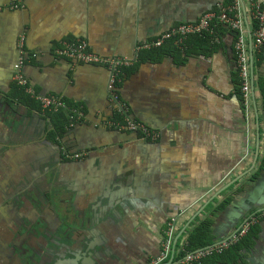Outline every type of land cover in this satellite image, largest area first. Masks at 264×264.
<instances>
[{
	"label": "crops",
	"instance_id": "obj_1",
	"mask_svg": "<svg viewBox=\"0 0 264 264\" xmlns=\"http://www.w3.org/2000/svg\"><path fill=\"white\" fill-rule=\"evenodd\" d=\"M224 1L0 0V194L30 184L31 171L46 189L62 191L52 205L38 209L41 232L57 233L67 210L69 245L84 249L91 243L101 254L90 264H147L160 254L163 230L172 219L175 252L207 218L214 244L235 235L252 213L264 210V169L252 179L264 157V56L251 32L246 36L252 83L248 113L237 97L234 31L216 32L220 45L210 54L190 45L181 48L180 58L139 62L141 52L159 48L147 43L198 21ZM243 3L249 23L252 5L264 8V0ZM22 38L23 75L34 92L29 94L77 106V118L60 145L43 132L50 124L45 113L14 98ZM81 42L106 62L119 58L130 62L125 68L137 65L124 75L119 92L132 119L159 134L156 141L109 125L117 111L109 66L59 53ZM64 148L83 156L65 161ZM226 198L230 204L216 212ZM15 226L0 222V264L12 257L8 245ZM249 235L248 247L230 264H264V220ZM73 254L67 249L58 264H73Z\"/></svg>",
	"mask_w": 264,
	"mask_h": 264
},
{
	"label": "built area",
	"instance_id": "obj_2",
	"mask_svg": "<svg viewBox=\"0 0 264 264\" xmlns=\"http://www.w3.org/2000/svg\"><path fill=\"white\" fill-rule=\"evenodd\" d=\"M250 23L246 18V12L244 8L243 0H233L232 4L229 6L220 4L217 10L206 13L202 18L194 23L180 24L172 28L167 33L161 35L156 41L147 43L145 47H161L166 41L177 37L176 45L180 48L183 47L184 41L191 35L202 34L204 32H210L215 35V40L219 41L216 37L217 34L213 28L214 23L224 24L229 27L231 31L236 33V56H237V66L240 71V78L242 80L241 90L244 95L245 107L248 113V109L251 107L252 100V83H251V66H250V56L247 49V38L249 31L253 37L254 44L259 51H264V8L258 3L252 5ZM250 24V29H249ZM24 38H22L20 43V56L16 62L14 79L18 85L21 87H26L28 93H34L29 85V81L23 75V68L25 65L24 56ZM61 55L76 59L83 63H106L109 66L111 76L109 81V89L111 92L112 100L116 105V110L119 114L124 116V121H111L110 126L117 129L128 130L131 132L138 133L144 138L152 139L156 141L159 134L156 131L150 129L146 124L137 122L129 115V106L121 98L118 92V86L123 80V69L130 65V62L126 59L114 58L108 62L100 58L96 54L89 50L86 42L81 43H71L66 45L64 49L59 52ZM35 98L39 100L44 109H59L65 108L64 102L57 97H42L36 95ZM64 155L69 160L81 159L82 153H70L64 150ZM264 217V212L259 215L253 216L246 220L244 225L238 231L237 234L233 235L231 238L211 245L209 247L199 249L194 252H189L181 260H176L174 251V237L177 231L176 219H172L165 231L164 240L162 242V250L160 254L149 261L147 264H195L201 263L207 257L213 256L215 254H220L230 248L232 245L236 244L243 236H245L250 228Z\"/></svg>",
	"mask_w": 264,
	"mask_h": 264
},
{
	"label": "trees",
	"instance_id": "obj_3",
	"mask_svg": "<svg viewBox=\"0 0 264 264\" xmlns=\"http://www.w3.org/2000/svg\"><path fill=\"white\" fill-rule=\"evenodd\" d=\"M233 0H225L223 2V5L229 6L231 5ZM217 10V8L215 9ZM213 28L215 32H219L221 36H223L225 33H231V30L229 27L225 26L224 24L214 23ZM218 35V34H217ZM215 35L210 32H204L202 34H194L189 36L183 43V46H190V45H201L204 49H206V54H210V50H216L217 46L220 45L219 43H216ZM177 37L172 38L168 41H166L161 47L154 48L151 50H145L141 52L139 57V62L144 61H159L162 58L166 56H173L176 58H180L182 56L181 52L182 49L176 45ZM259 55L264 56V51H260ZM237 58V57H236ZM137 65L125 68L124 69V75L129 76L136 70ZM122 84V83H121ZM121 84L118 86V92L119 88L121 87ZM235 84L237 89V97H239V100L243 102L244 95L241 90L242 86V80L240 78V71L239 68H237V72L235 73ZM16 87L14 89V98L18 99L19 103L25 104L27 107H29L32 110L40 111L45 113V116L47 119H50V126L53 127V129L49 132V138L52 141H56L57 144L60 145V141L62 138L65 137L67 130L72 125V123L77 118L78 111H74L73 109H77V106L73 105H67L66 108H59V109H44L42 107V104L39 100L32 97L31 94H29L26 91V87H21L16 82ZM30 85V83H29ZM120 93V92H119ZM263 96H264V87H263ZM245 107V106H244ZM131 116V114L129 113ZM113 121H124V116L122 114H119L116 111V114L113 117ZM139 136H142L139 134ZM68 152L69 150L66 149ZM264 169V157L262 159L261 165L259 167V171L255 172L252 176V179H257V177L260 175L262 170ZM231 202V198H226L217 208L216 212L222 211L224 208H226ZM212 219L207 218L203 220L199 225H197L190 233L186 240L185 245L180 248V245L177 244L179 247V250L175 252L176 260H181L185 257V255L189 252H194L199 249H203L206 247H209L213 245L214 242V235L212 234ZM254 228V227H253ZM252 228V229H253ZM251 232V231H250ZM249 235V234H248ZM245 237L241 241L237 242L236 244L232 245L230 248L225 250L224 252L220 254H215L213 256L208 257V259H204L201 263H195V264H204L206 262H214L215 264H230L235 263L239 260L241 257V250L243 248L248 247V240L246 241ZM250 238V235H249ZM177 248V247H176Z\"/></svg>",
	"mask_w": 264,
	"mask_h": 264
},
{
	"label": "water",
	"instance_id": "obj_4",
	"mask_svg": "<svg viewBox=\"0 0 264 264\" xmlns=\"http://www.w3.org/2000/svg\"><path fill=\"white\" fill-rule=\"evenodd\" d=\"M254 87V85H253ZM51 121L50 119H48ZM256 164V163H255ZM253 165V168L255 166ZM52 169L50 166L46 167L45 177L50 174ZM246 174L237 177L234 179L231 184L227 185L224 190L230 188L235 183L245 177ZM246 182H243L241 186ZM239 186L240 188H243ZM52 189H55L54 187ZM62 195L60 190H52L50 192L49 198L54 202L57 198ZM68 215V212H67ZM87 223L90 224L89 217L86 219ZM40 224L38 228L32 230V226L28 231H31V235H27L25 239L21 238V233L18 231L15 232V239L8 245L11 249L12 257L8 261V264H58L59 259H63L64 253L67 249H70L74 252L73 254V264H90L95 258H99L101 254L91 243H86V248L81 246H71L68 241L70 239V226L67 227V224L63 223L62 228L53 234H49L46 230L41 232ZM20 238V239H18ZM42 239L43 243H47V247L44 244H39L33 242L34 239ZM45 247V248H44ZM44 250H48V253H45ZM84 250V251H83ZM49 260V261H48ZM48 261V263H44Z\"/></svg>",
	"mask_w": 264,
	"mask_h": 264
},
{
	"label": "flooded vegetation",
	"instance_id": "obj_5",
	"mask_svg": "<svg viewBox=\"0 0 264 264\" xmlns=\"http://www.w3.org/2000/svg\"><path fill=\"white\" fill-rule=\"evenodd\" d=\"M48 126L49 127L46 128V130H43V132H45V134H47L49 137V132L53 129V127L50 125ZM64 150L67 151L65 148ZM64 150L62 151V154H61L62 156L60 155V158L68 162L75 161V160L67 159L64 155ZM31 172L32 173H30V177L28 178L30 179V184L18 183V184H15V187L13 186V190H11L9 193L5 192L4 194H0V198H1L0 222H4L8 224V226H12V227L14 223L16 225L14 227V230L15 232L18 231L19 233H21L22 239H25L26 237H28L27 235H31V231H28L31 228V226H32V230L37 229L38 224H40L41 226L42 220H41L40 212H38V209L40 208L43 210L48 205L50 204L52 205L53 202L49 198L50 192L52 190H57V189H52L53 187H51L50 189H46L45 184L38 182L39 179L37 180V178H35L36 172L35 171L34 172L31 171ZM42 172H43L41 173L42 175L45 174V171L42 170ZM35 179L37 180V183L32 184V181ZM67 212L68 211L66 210V215H67ZM263 212L264 210L255 211L254 213L250 215L249 218L259 215L260 213H263ZM69 216H70V213H68V215L66 216L65 221L62 220V224L63 223L67 224V227L71 223L69 220ZM263 220H264V217L260 218V220H258V222L250 228L249 232L245 236H243L239 241L247 237L250 231L252 230V228L259 225ZM66 222H69V223H66ZM4 228L5 227L2 228V231ZM166 229L167 228L165 227V229L163 230V238L165 236ZM237 233L238 232H236L235 234Z\"/></svg>",
	"mask_w": 264,
	"mask_h": 264
},
{
	"label": "rangeland",
	"instance_id": "obj_6",
	"mask_svg": "<svg viewBox=\"0 0 264 264\" xmlns=\"http://www.w3.org/2000/svg\"><path fill=\"white\" fill-rule=\"evenodd\" d=\"M0 201H1V198H0Z\"/></svg>",
	"mask_w": 264,
	"mask_h": 264
}]
</instances>
